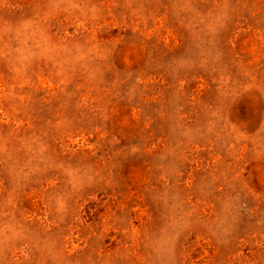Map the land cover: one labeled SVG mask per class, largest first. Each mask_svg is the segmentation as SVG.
<instances>
[{
  "label": "rangeland",
  "instance_id": "1",
  "mask_svg": "<svg viewBox=\"0 0 264 264\" xmlns=\"http://www.w3.org/2000/svg\"><path fill=\"white\" fill-rule=\"evenodd\" d=\"M0 264H264V0H0Z\"/></svg>",
  "mask_w": 264,
  "mask_h": 264
}]
</instances>
